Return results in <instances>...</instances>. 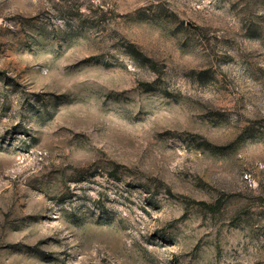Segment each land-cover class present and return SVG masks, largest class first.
<instances>
[{
    "label": "rangeland",
    "instance_id": "374dc122",
    "mask_svg": "<svg viewBox=\"0 0 264 264\" xmlns=\"http://www.w3.org/2000/svg\"><path fill=\"white\" fill-rule=\"evenodd\" d=\"M0 264H264V0H0Z\"/></svg>",
    "mask_w": 264,
    "mask_h": 264
},
{
    "label": "trees",
    "instance_id": "16d2710c",
    "mask_svg": "<svg viewBox=\"0 0 264 264\" xmlns=\"http://www.w3.org/2000/svg\"><path fill=\"white\" fill-rule=\"evenodd\" d=\"M128 49H129V51H130L131 53H133L135 56H137V57H138V56H139V57H143V56L141 55V53L138 51V49L134 47L133 44H130V46L128 47Z\"/></svg>",
    "mask_w": 264,
    "mask_h": 264
}]
</instances>
